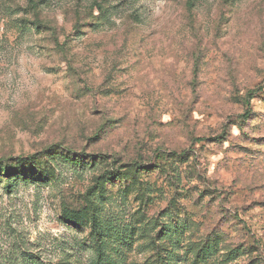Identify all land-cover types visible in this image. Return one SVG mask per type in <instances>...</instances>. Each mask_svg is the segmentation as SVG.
I'll return each mask as SVG.
<instances>
[{
	"label": "rangeland",
	"instance_id": "374dc122",
	"mask_svg": "<svg viewBox=\"0 0 264 264\" xmlns=\"http://www.w3.org/2000/svg\"><path fill=\"white\" fill-rule=\"evenodd\" d=\"M35 2L0 0V264H264V0Z\"/></svg>",
	"mask_w": 264,
	"mask_h": 264
},
{
	"label": "trees",
	"instance_id": "16d2710c",
	"mask_svg": "<svg viewBox=\"0 0 264 264\" xmlns=\"http://www.w3.org/2000/svg\"><path fill=\"white\" fill-rule=\"evenodd\" d=\"M27 4L29 6V8L33 11V12H37V3L35 2V0H27ZM7 174V172H6Z\"/></svg>",
	"mask_w": 264,
	"mask_h": 264
}]
</instances>
